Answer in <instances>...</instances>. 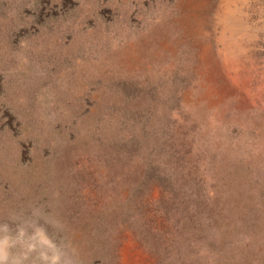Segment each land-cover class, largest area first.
<instances>
[{
	"label": "rangeland",
	"instance_id": "1",
	"mask_svg": "<svg viewBox=\"0 0 264 264\" xmlns=\"http://www.w3.org/2000/svg\"><path fill=\"white\" fill-rule=\"evenodd\" d=\"M42 254L264 264V0H0V256Z\"/></svg>",
	"mask_w": 264,
	"mask_h": 264
},
{
	"label": "clouds",
	"instance_id": "2",
	"mask_svg": "<svg viewBox=\"0 0 264 264\" xmlns=\"http://www.w3.org/2000/svg\"><path fill=\"white\" fill-rule=\"evenodd\" d=\"M45 244L48 243V241H44ZM51 247V245H49ZM31 245H29V250H31ZM26 255V254H25ZM41 258L44 260H47L48 264H57V261L59 260V257L56 255H53L52 257H46L43 254L41 255ZM0 264H7V258L6 256H0ZM13 264H19V260H14Z\"/></svg>",
	"mask_w": 264,
	"mask_h": 264
}]
</instances>
